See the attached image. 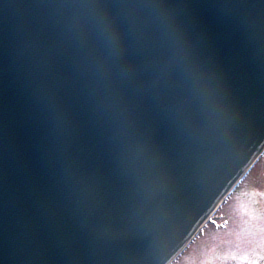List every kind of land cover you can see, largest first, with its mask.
Masks as SVG:
<instances>
[{
  "label": "water",
  "instance_id": "water-1",
  "mask_svg": "<svg viewBox=\"0 0 264 264\" xmlns=\"http://www.w3.org/2000/svg\"><path fill=\"white\" fill-rule=\"evenodd\" d=\"M263 150L264 0H0V264H169Z\"/></svg>",
  "mask_w": 264,
  "mask_h": 264
},
{
  "label": "rangeland",
  "instance_id": "rangeland-1",
  "mask_svg": "<svg viewBox=\"0 0 264 264\" xmlns=\"http://www.w3.org/2000/svg\"><path fill=\"white\" fill-rule=\"evenodd\" d=\"M206 224L174 264H264V156Z\"/></svg>",
  "mask_w": 264,
  "mask_h": 264
},
{
  "label": "bare ground",
  "instance_id": "bare-ground-1",
  "mask_svg": "<svg viewBox=\"0 0 264 264\" xmlns=\"http://www.w3.org/2000/svg\"><path fill=\"white\" fill-rule=\"evenodd\" d=\"M264 156V153L259 157V159L257 160V164L260 162V160L262 159V157ZM256 165L252 166L251 169L247 172V174L242 178V180L237 184V186L233 189V191L230 193V195L228 196V198L224 201V203L222 204V206L231 198V196L233 195V193L235 192V190L238 188V186L244 181V179L250 174V172L254 169ZM221 206V207H222ZM220 207V208H221ZM208 224H206L207 226ZM206 226L202 229V231L199 232V234L193 239V241L190 243V245L188 247H186L181 253L180 256H178L171 264H174L191 246L192 244H194V242L198 239V237L201 235V233L203 232V230L205 231Z\"/></svg>",
  "mask_w": 264,
  "mask_h": 264
}]
</instances>
